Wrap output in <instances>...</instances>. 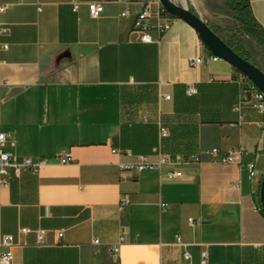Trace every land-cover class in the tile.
Here are the masks:
<instances>
[{
	"label": "crops",
	"instance_id": "obj_1",
	"mask_svg": "<svg viewBox=\"0 0 264 264\" xmlns=\"http://www.w3.org/2000/svg\"><path fill=\"white\" fill-rule=\"evenodd\" d=\"M73 1L1 0L4 150L18 161L47 158L37 170L2 174L0 233L15 238L12 264H264V115L235 108L240 72L221 58L192 66L211 52L175 16L164 34L151 30L153 41L143 42L136 18L146 1L155 11L159 0H76L77 10ZM89 2L103 4L98 17ZM249 2L264 28V0ZM188 4L228 42L217 31L233 24L226 0ZM239 40L247 50L256 42ZM190 85L196 94H187ZM239 147L241 165L210 154ZM155 148L185 162L120 168L139 154L157 160ZM66 153L72 162L60 161ZM176 168L183 175L169 178Z\"/></svg>",
	"mask_w": 264,
	"mask_h": 264
},
{
	"label": "built area",
	"instance_id": "obj_2",
	"mask_svg": "<svg viewBox=\"0 0 264 264\" xmlns=\"http://www.w3.org/2000/svg\"><path fill=\"white\" fill-rule=\"evenodd\" d=\"M78 2L73 1L74 10L78 9ZM7 5L0 0V12L6 9ZM88 10L92 17H98L104 10V6L101 2H89ZM128 11L125 10L123 14ZM152 17L156 18V23L151 24L148 20ZM173 16L165 11L162 6L157 10L153 11L151 8V3L146 1L142 11L138 14L135 24L134 31L141 34V40L143 42H152V36L150 34L151 30H156L158 36L164 34V32L170 27V23ZM219 57L210 53L207 56H198L190 60L192 66L198 64L209 62L213 60H218ZM240 86V96L239 101L235 108L240 110L245 104L249 105L251 108L264 115V93L246 76L240 73L239 78ZM188 95H194L197 93V88L194 85H190L186 90ZM167 99L170 98L169 95L165 96ZM159 134L161 138H165L169 135L168 129L161 125L159 129ZM6 140V135L4 132H0V186L5 183V179L2 174L6 173L8 169L14 168L15 172L20 173L23 169H33L37 170L47 163V158L38 157L31 158L25 157L21 161H18L13 154L4 150V142ZM118 151V150H114ZM154 151L157 153V160L152 161L146 155L139 154L136 156L135 161L122 162L120 163V168L123 171L128 172H142L145 170H161L163 166L166 165H181L185 162L183 156L176 155L172 159L168 154L161 152L159 149L155 148ZM246 153L244 147L232 148L229 150H220L218 148H213L210 151L212 159L217 163H227V164H242L243 155ZM190 161L199 162L200 157L198 155H193L189 158ZM62 163H69L73 161V157L70 153H66L60 157ZM247 169L249 174L252 176L255 171V163L250 162L247 164ZM183 175L181 169L176 168L167 172L169 178H179ZM23 233L29 232V228H22ZM62 233L60 232L59 235ZM38 244H44V236L41 231L37 232ZM98 243V240L94 241ZM178 242L181 243L180 237H178ZM15 244V238L12 234H2L0 233V264H12L13 262V251L12 248ZM117 246H113V250H116ZM186 257H189V253H185ZM207 259V251L202 252V262L204 263Z\"/></svg>",
	"mask_w": 264,
	"mask_h": 264
},
{
	"label": "water",
	"instance_id": "obj_3",
	"mask_svg": "<svg viewBox=\"0 0 264 264\" xmlns=\"http://www.w3.org/2000/svg\"><path fill=\"white\" fill-rule=\"evenodd\" d=\"M159 1L165 11L172 16L183 19L195 28L211 53L229 62L238 72L249 78L264 93V71L229 46L200 14L192 11L185 3L180 4L175 0ZM259 197L261 209L264 212V174Z\"/></svg>",
	"mask_w": 264,
	"mask_h": 264
},
{
	"label": "trees",
	"instance_id": "obj_4",
	"mask_svg": "<svg viewBox=\"0 0 264 264\" xmlns=\"http://www.w3.org/2000/svg\"><path fill=\"white\" fill-rule=\"evenodd\" d=\"M226 1L230 9V15L235 21V25L228 29V32L233 33V35L231 34V42H229L228 44L242 57L251 61L248 51L244 48L240 40H238L235 36L237 34L251 36L260 45L264 53V28L254 17L249 0ZM190 9L196 12L192 6H190ZM261 212L264 215L262 209Z\"/></svg>",
	"mask_w": 264,
	"mask_h": 264
},
{
	"label": "rangeland",
	"instance_id": "obj_5",
	"mask_svg": "<svg viewBox=\"0 0 264 264\" xmlns=\"http://www.w3.org/2000/svg\"><path fill=\"white\" fill-rule=\"evenodd\" d=\"M179 1H181V2H183V3H185V4H187V5H189L188 4V0H179ZM226 8H228L229 9V7H228V5H226ZM229 14H230V9H229ZM231 16V15H230ZM232 17V16H231ZM233 18V17H232ZM233 25H235V21H234V19H233V24H231V25H229L226 29H224V28H218V32L228 41L227 43H229V42H231V34L233 35V33H230V32H228V29L230 28V27H232ZM238 40H239V34H237L236 36H235ZM226 42V41H225ZM241 42V41H240ZM242 45H243V43H242ZM259 44L258 43H256V42H252V44H249L248 45V48H249V50H247L245 47V49L248 51V53H249V55H250V58H251V61L254 63V64H256L257 66L258 65H260V66H262L261 65V59H262V53H261V49H260V45L258 46ZM260 66H258L259 68H260ZM264 67V66H263ZM260 69H262V68H260ZM264 71V70H263Z\"/></svg>",
	"mask_w": 264,
	"mask_h": 264
}]
</instances>
